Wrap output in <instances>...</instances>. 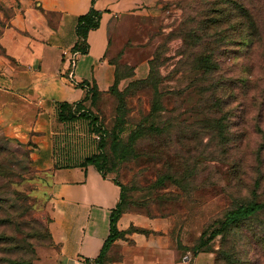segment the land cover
<instances>
[{
  "label": "rangeland",
  "instance_id": "obj_1",
  "mask_svg": "<svg viewBox=\"0 0 264 264\" xmlns=\"http://www.w3.org/2000/svg\"><path fill=\"white\" fill-rule=\"evenodd\" d=\"M246 29L253 39L241 42ZM106 57V90L60 114L42 108L27 140L0 129V264H57L40 146L57 164L97 155L121 187L109 250L152 248L160 264H264V208L223 225L237 204L264 202V0L138 6L109 22Z\"/></svg>",
  "mask_w": 264,
  "mask_h": 264
},
{
  "label": "crops",
  "instance_id": "obj_2",
  "mask_svg": "<svg viewBox=\"0 0 264 264\" xmlns=\"http://www.w3.org/2000/svg\"><path fill=\"white\" fill-rule=\"evenodd\" d=\"M154 1L0 0V129L27 140L32 127L42 125V108L80 101L91 86L106 90L114 77L106 57L109 22ZM90 8L101 11L98 26L87 32L85 52L74 53L76 19ZM34 158L39 168L50 170L48 230L57 264H94L108 236L118 185L91 164L53 168L48 146H40ZM110 245L102 264H160L152 248L143 251L136 244L118 253Z\"/></svg>",
  "mask_w": 264,
  "mask_h": 264
},
{
  "label": "trees",
  "instance_id": "obj_3",
  "mask_svg": "<svg viewBox=\"0 0 264 264\" xmlns=\"http://www.w3.org/2000/svg\"><path fill=\"white\" fill-rule=\"evenodd\" d=\"M236 8L238 9L239 16H241L243 18H247V19L249 18V14L247 13L246 10H244L242 8V6H240L239 4H236ZM100 14H101V11L90 8L85 14L79 15L77 17L76 24H75V34H76L77 40L72 47V51L74 53H77V52L78 53H84L85 52V50H86V42H85L86 34L89 30H92L98 26V20H99ZM239 23H241V21ZM241 31H243V30H241ZM252 36L253 35L249 31V29L248 30L246 29L241 33L240 41L243 42V40L246 38H249V40H251V39H253ZM0 53H1V50H0ZM114 75H115V68H114ZM113 79H114V77H113ZM95 90L98 91L94 86H91L87 90L84 97L80 101H77L74 103L55 102L54 105H55L57 113L60 114L63 109H69L71 107L70 105H76V104L80 103L82 100L86 99V97L91 96L93 93H95ZM114 151H116L118 153L121 151L120 154H117L118 155L117 158L119 160H123L126 158V153H127L126 147L118 146V144H116ZM56 161L57 160L55 159L54 165H56V167L57 166L58 167L85 166L87 164H91L100 173L99 158L95 154H88L87 156H84L82 164H79V165L72 164L71 158L68 156L62 157V160L61 159L59 160L60 164H57ZM101 175L104 176L103 174H101ZM118 187H119L118 201H117L115 207L110 211V214H109L108 236L106 237L104 243L102 244V247L100 249L98 257L94 260V264H102L104 262L103 253L105 251V248L107 249V247L112 243V241H114L115 239H117L121 236V232L119 230H117L116 222H117L119 215L121 213V210H122V203H123L124 195L122 193L121 187L119 185H118ZM263 208H264V202H260V203L252 202V201L251 202L250 201L249 202H241V203L237 204L234 208H232L226 212L223 225L227 226V225H229L233 222H236L238 220H241L247 216L254 215L258 211L262 210Z\"/></svg>",
  "mask_w": 264,
  "mask_h": 264
},
{
  "label": "built area",
  "instance_id": "obj_4",
  "mask_svg": "<svg viewBox=\"0 0 264 264\" xmlns=\"http://www.w3.org/2000/svg\"><path fill=\"white\" fill-rule=\"evenodd\" d=\"M72 65H73V62L71 61V62H70V67H71ZM68 76L71 77V73H70V72L68 73Z\"/></svg>",
  "mask_w": 264,
  "mask_h": 264
}]
</instances>
